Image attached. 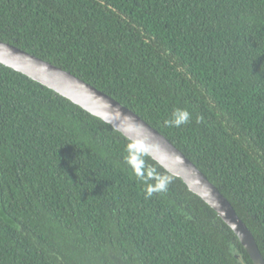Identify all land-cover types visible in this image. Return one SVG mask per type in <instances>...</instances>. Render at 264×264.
<instances>
[{
  "label": "trees",
  "instance_id": "1",
  "mask_svg": "<svg viewBox=\"0 0 264 264\" xmlns=\"http://www.w3.org/2000/svg\"><path fill=\"white\" fill-rule=\"evenodd\" d=\"M0 41L138 115L264 259V0H0ZM0 264H252L181 179L0 64Z\"/></svg>",
  "mask_w": 264,
  "mask_h": 264
},
{
  "label": "water",
  "instance_id": "2",
  "mask_svg": "<svg viewBox=\"0 0 264 264\" xmlns=\"http://www.w3.org/2000/svg\"><path fill=\"white\" fill-rule=\"evenodd\" d=\"M0 64L53 90L134 143L218 214L236 235L252 264H264L252 233L229 201L192 161L138 115L70 72L1 41Z\"/></svg>",
  "mask_w": 264,
  "mask_h": 264
}]
</instances>
